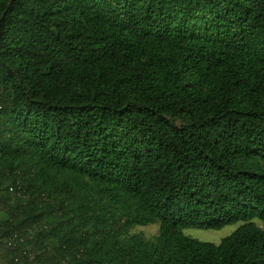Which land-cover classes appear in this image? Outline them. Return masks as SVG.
Wrapping results in <instances>:
<instances>
[{
    "label": "trees",
    "instance_id": "1",
    "mask_svg": "<svg viewBox=\"0 0 264 264\" xmlns=\"http://www.w3.org/2000/svg\"><path fill=\"white\" fill-rule=\"evenodd\" d=\"M0 264H264V0H0Z\"/></svg>",
    "mask_w": 264,
    "mask_h": 264
},
{
    "label": "rangeland",
    "instance_id": "2",
    "mask_svg": "<svg viewBox=\"0 0 264 264\" xmlns=\"http://www.w3.org/2000/svg\"><path fill=\"white\" fill-rule=\"evenodd\" d=\"M258 226L262 227L263 225L260 222H256ZM241 226V224L227 226L220 231H203L198 229H187L184 231L185 236L198 240L203 243H210L219 245L223 239L232 235L237 229ZM159 226L158 225H150L146 227H134L129 229L125 236H133L140 235L147 240H152L158 236Z\"/></svg>",
    "mask_w": 264,
    "mask_h": 264
}]
</instances>
